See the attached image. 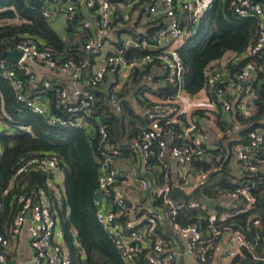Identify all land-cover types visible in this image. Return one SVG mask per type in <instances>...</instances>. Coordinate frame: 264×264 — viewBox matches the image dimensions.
Here are the masks:
<instances>
[{
	"label": "built area",
	"instance_id": "built-area-1",
	"mask_svg": "<svg viewBox=\"0 0 264 264\" xmlns=\"http://www.w3.org/2000/svg\"><path fill=\"white\" fill-rule=\"evenodd\" d=\"M42 5V16L49 23L58 14H62L66 23L80 19V29L89 31L93 29L94 35L87 36L82 42L83 54L74 61L61 58L54 51L40 48L34 40L27 36L21 37L13 50L21 53L18 62L0 58V77L5 79L11 88L15 102L19 105L18 111L23 109L38 116L46 118L49 125L77 128L91 132L89 117L91 107L96 101L95 90L110 77L128 80L131 73L143 66H160L164 74L158 80L161 88H171L170 97H159L158 102H152L147 108L144 126L136 137L143 156L144 167L150 159L162 165L163 178H158L157 187L152 193L150 204L152 206L162 199L167 209L169 220L175 234L185 241V250L182 255L194 256L200 264L210 260L209 252L213 245L223 239L225 241L224 258L227 264L242 254L243 250L252 251L254 245L239 230L230 226L219 227L217 223H225L228 219L255 209L257 201L252 194L256 183L251 181L246 185L231 191H223L218 186L212 188L217 193V202L227 203L228 212L219 214L214 205L209 208L207 217V231L200 222L188 226H181L177 221L183 205L175 203L169 198L170 187L166 183L169 179L170 168L162 158L163 152L169 150L173 160L181 168L195 167L204 162L211 163L221 160V148H212L209 144V133L190 118L191 100L186 98L182 80L184 68L178 49L184 44L191 33L194 32L204 13L211 7L214 0H147V10L153 20L160 24H153L146 37L127 36L121 39L112 30L114 19L125 17L127 4L118 0H36ZM134 3H141L135 0ZM229 8L241 17H252L257 20L258 31L252 45L248 48L242 60H249L235 72L228 69L230 59L225 55L210 64L207 69V84L213 88L210 101L212 106L221 112L229 114L233 110L240 117L249 119L254 114L253 101L257 94L253 83L258 72L264 71V12L261 5L254 0H230ZM110 38L114 52H106L101 56L105 43ZM170 39V44L164 41ZM12 50V51H13ZM133 54L128 57V54ZM135 53H141L140 57ZM240 59V57H238ZM260 58L261 64L255 59ZM94 61L91 67V62ZM27 63L39 65L49 71L61 73L78 87L69 92L67 88H57L55 92L56 107H70L67 110L68 118H59L50 114V102L35 92L37 85L35 76L30 72ZM21 73L25 80L18 77ZM83 74V81L80 80ZM107 101L114 115L120 117L124 110L125 99L116 91H110ZM182 118L187 117V123ZM182 123L180 130L175 126ZM22 132L31 134V128L16 125L7 112L5 102L0 92V134ZM98 136L99 168L97 187L99 197L95 201L98 207L96 219L110 234L118 248L125 264H139V254L142 249L150 246L151 251L146 257L147 264H175L179 254L168 250V244L162 237L147 235L136 229L135 217L139 214L138 205L127 201L119 191V172L115 166L117 150L112 145L107 125L97 121L95 133ZM233 160L240 171L249 176H264V134L261 130H252L246 143L235 149ZM213 165V163H211ZM38 168L51 176L48 181L53 187L61 170L56 156L33 157L23 161L14 174V178L27 171ZM218 170L213 167L212 171ZM195 175L196 185H205L209 173L198 170ZM143 191L147 188L144 179L134 181ZM6 193V192H4ZM21 207L10 227L9 236L0 235V264H6L7 252L12 249V243L22 232L28 222L29 247L32 251L30 264H71L70 255L66 245L56 240L55 231L58 222L50 209L49 200L45 193L40 192L36 200L22 196L19 199ZM200 202H191L190 208L206 209ZM30 215L28 221L27 215ZM148 223L156 222V216L144 217ZM247 224L257 231H264V221L256 214H252ZM257 238V237H256Z\"/></svg>",
	"mask_w": 264,
	"mask_h": 264
},
{
	"label": "trees",
	"instance_id": "trees-1",
	"mask_svg": "<svg viewBox=\"0 0 264 264\" xmlns=\"http://www.w3.org/2000/svg\"><path fill=\"white\" fill-rule=\"evenodd\" d=\"M254 1L261 5L264 12V0ZM229 2L230 0H214L193 34L178 49L184 68L183 90L189 96L206 90L211 98L214 87H208L207 69L210 64L227 53H234L240 57L236 64L231 65L232 72L240 69L249 60V58L244 60L241 58L245 56L256 38L257 20L235 14L229 8ZM41 12L42 5L36 0H0V58L9 60V53L23 36L34 40L42 49L54 51L62 59L69 58L76 61L83 54L81 43L86 38L84 33L80 37L81 45L78 42L67 44L43 18ZM79 22L80 19H76L72 23H67L68 32L72 34L77 32ZM132 54L133 52H130L128 57ZM134 55L140 57L142 54L134 52ZM255 61L261 64L260 58H256ZM17 74L25 80L21 73ZM83 79L82 74L80 80ZM129 79L133 80L134 85L139 83L134 74ZM99 88L94 92L96 101L91 107L89 117L91 132L86 133L77 128L49 125L46 118L25 109L18 111L19 105L15 102L9 83L0 77V92L13 122L31 128V134L22 132L0 134V235L9 236L10 227L21 207L20 197H31L35 201L39 193L44 192L61 228L71 264H125L114 240L96 219L98 207L95 201L99 197L97 190L99 151L95 126L97 121L105 123L112 145H117L123 143L124 137L129 141L137 137L144 122H138L141 119L132 111L127 100L120 117L114 115L107 101L110 91H105L103 87ZM253 89L257 97L252 103L254 114L251 118L244 119L233 111L229 112V115L234 116L242 126L239 131L242 143H246L247 136L252 130L259 129L264 134V71L258 72ZM35 91L49 100L51 115L59 118L69 117L67 110L70 107L55 105L56 89L39 85ZM156 95L170 97L171 88L169 86L160 88ZM219 126L224 134L220 144L223 150L221 160L212 161L213 165L204 162L195 166L209 173V177L213 167L218 168L233 155L234 143L229 139V128L222 121ZM52 155L56 156L59 168L63 172V190L59 188L58 194H55L49 186L48 181L52 182L51 176L38 168L27 169L14 178L23 161ZM240 172V176L237 177L224 172L225 178L218 187L223 191H231L254 181L256 186L252 189V194L256 197V207L252 211L228 219L225 223H217V226H230L241 231L254 245L252 251L243 250L233 264H264V231L259 232L247 224L252 214L258 215L264 221V176H249L243 171ZM147 179H151L149 175ZM53 186L55 187L56 184L53 183ZM168 196L175 203L183 205L177 219L181 226L200 222L207 231L209 208L204 210L190 208L189 204L195 201L203 203L206 198L217 200L216 191L200 184L193 191L186 193L172 185ZM147 198L152 199L151 193L147 194ZM155 206L165 208L162 199H159ZM216 209L219 214L228 212L222 206H217ZM150 251V246L142 249L139 254V264H147L146 257Z\"/></svg>",
	"mask_w": 264,
	"mask_h": 264
},
{
	"label": "crops",
	"instance_id": "crops-1",
	"mask_svg": "<svg viewBox=\"0 0 264 264\" xmlns=\"http://www.w3.org/2000/svg\"><path fill=\"white\" fill-rule=\"evenodd\" d=\"M118 1L122 2V0ZM134 1L135 0H124V3L127 4V7L125 8L126 16L113 20L112 30L119 38L121 37V39L130 35L132 37H146L153 24H160L159 20H153L149 16V12L147 10V0H142V2L140 1L141 3L138 4L134 3ZM80 22L78 23L77 32L75 31L73 34L68 32V25L62 14L55 16L50 25L65 43L69 44L70 42H78V44H80V37H82L83 33L86 37L94 35L93 29H90L89 31H82L79 28ZM192 34L193 33H191L190 36ZM190 36L187 39H189ZM170 42L171 41L168 38L164 41V44L167 46ZM110 45L111 40L108 38L101 56L94 59L95 63L106 55V52H114L113 46ZM225 56L230 59L228 69L231 68V65L238 62V55L234 53H227ZM9 60L15 62L11 59V57ZM93 64L94 61L92 60L91 67ZM27 65L30 72L35 76V83L37 87L39 85L52 89L65 87L69 92L78 87V83L72 82L67 76L62 75L61 73L49 71L33 63H27ZM133 74L135 75V78L139 80L137 85L133 84L132 79L122 81L120 78L108 76L100 85V88L103 87L105 91H116L119 95L121 94L125 101L127 100L129 102L130 108L135 115L141 119V121H138L141 123L142 121H145V115L149 104L159 101V97L156 95V92L161 88L158 84V80L163 76L164 71L160 66H149L148 68L143 66L141 69L133 71L130 78ZM36 92L37 91L33 93ZM186 98L191 100L190 118L197 122L202 127V130L209 133V144L212 148L220 147L221 154L223 153L222 147L220 146L224 137V134L221 132L219 126L221 121L227 124V127L229 128L228 133L230 135L229 139L232 143H234L232 157H230L227 161H224L222 165L218 167V170H214L211 173L207 181L208 184L206 183L205 187L209 189L217 187L218 184L225 178L223 174L224 172H228L236 177L240 176L239 174L241 172L236 166L233 157L235 149L243 142L241 136L239 135V131L242 128L241 124L234 118V116L232 117L229 114L221 112L219 108L213 107L206 90H201L194 96L186 94ZM44 99L47 103H49L46 98ZM233 113H235L234 110ZM181 120L183 123H187V117H181ZM182 126L183 124L179 123L174 128L175 130H180ZM136 127H140V125H136ZM120 144L114 145V148L118 152V155L115 158V166L119 172L118 187L119 191L124 195L128 202L138 205L140 208L139 214L134 218L135 225L137 227L136 229L143 231L146 236L154 235L164 238L168 244V250L179 254L175 260V264H200L194 256L181 254L185 250L186 243L173 231L167 209L157 207L155 205L152 206V204H150L151 199L147 198L148 193H151V195L154 193V190L157 187L156 181L158 178H163L164 170L162 165L154 159H150L148 166L144 167L143 156L140 145L136 141V137L130 141L124 137L123 143ZM162 160L170 168L168 175L169 179L166 181L169 187L175 185L186 193L193 191L197 187L198 184L196 185L195 175L198 170H202L201 168L197 169L194 166L185 167V169L181 168V173L178 175L179 167L177 166L175 160L172 159L169 150H165L163 152ZM148 175L151 178L150 180L147 179ZM137 179L146 180L147 188L145 191H143L134 182ZM55 184V187L50 186V188L55 194H58L59 188H62L63 190V172H61L58 176ZM45 198L48 199L47 194H45ZM205 201L212 202L211 205L206 206V208L218 205L215 200H210L209 198H206L204 202ZM221 204H223V202H220V205L218 206H221ZM222 207H227V203L225 202ZM155 216L156 222L153 223H148L143 219L144 217H151V220H153L152 217ZM28 226L29 223L27 222L24 225L22 232L12 243V249L7 252L6 264H30L32 251L29 247ZM55 236L58 242L65 245L59 225L56 227ZM213 247L214 248L209 252L210 260L206 264H227L224 258L225 241L220 239L213 245Z\"/></svg>",
	"mask_w": 264,
	"mask_h": 264
},
{
	"label": "water",
	"instance_id": "water-1",
	"mask_svg": "<svg viewBox=\"0 0 264 264\" xmlns=\"http://www.w3.org/2000/svg\"><path fill=\"white\" fill-rule=\"evenodd\" d=\"M9 56L11 57V59L13 60V61H15V62H18L20 59H21V53L19 52V51H17V50H13V51H11L10 53H9ZM211 201H205V205L206 206H210L211 205ZM27 219H29L30 220V215L28 214L27 215Z\"/></svg>",
	"mask_w": 264,
	"mask_h": 264
},
{
	"label": "rangeland",
	"instance_id": "rangeland-1",
	"mask_svg": "<svg viewBox=\"0 0 264 264\" xmlns=\"http://www.w3.org/2000/svg\"><path fill=\"white\" fill-rule=\"evenodd\" d=\"M219 161H220V160H219ZM219 161H218V162H219ZM196 175H197V174H196ZM207 184H208V183H207Z\"/></svg>",
	"mask_w": 264,
	"mask_h": 264
}]
</instances>
